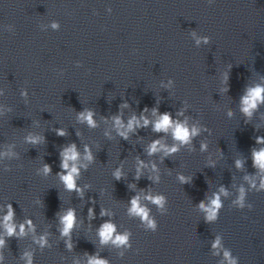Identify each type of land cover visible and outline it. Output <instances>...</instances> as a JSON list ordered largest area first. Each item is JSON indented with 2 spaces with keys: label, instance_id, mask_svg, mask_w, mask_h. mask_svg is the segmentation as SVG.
I'll return each mask as SVG.
<instances>
[{
  "label": "clouds",
  "instance_id": "9594fccd",
  "mask_svg": "<svg viewBox=\"0 0 264 264\" xmlns=\"http://www.w3.org/2000/svg\"><path fill=\"white\" fill-rule=\"evenodd\" d=\"M55 27V25H54ZM207 42V41H206ZM199 43V41H198ZM264 103V86H256L254 88H250L247 91V94L242 99V105L241 111L244 112L246 115L251 116L253 110H255L259 104ZM155 112V110H154ZM182 114V113H180ZM94 113L92 111L86 110L85 112H82L79 114V119L81 121H86L87 124L90 127H95V121L93 120ZM141 120L143 123L141 124ZM115 126L117 128L118 134L122 136L124 139L128 138V132L133 131L137 127H147L151 121L147 119L145 116L141 115V117L138 119L136 116H132L131 119H129L127 125H125L122 122V119L120 116L114 117ZM121 129H124L121 131ZM172 130L173 139L179 141L181 144H188L190 143L191 137H194L198 134L199 129L196 127H193L191 129V132L189 131L188 127L186 126V121L184 123H181L179 121H173L172 117L168 113L162 114L157 121H155L152 124V130L154 132H165L167 133L168 130ZM58 135H65L64 130L59 129L57 130ZM28 141L30 143H38L40 141V137H33L29 136ZM257 143H264V137H257ZM203 147V146H202ZM163 150L165 155H170L175 153L178 150V147L176 145H173L172 147H167L166 145L162 144L160 140H153L148 148V154L152 155L154 153H157L159 151ZM85 159L91 161L93 159L92 154L88 148V146H85ZM254 163L258 165L261 169H264V149L260 150L259 152H254ZM62 162H61V168L65 170L66 174L64 172L60 173L62 181L66 185V189L70 191H77L81 192V189H79L75 183V177L79 175V170L76 166V161L78 160L79 153L77 152L76 145L72 144L68 147H66L61 152ZM73 162L71 167L69 165V162ZM237 167H240V161H237ZM139 167L137 168V173L139 174L142 167H146L143 161H138ZM155 164H153V169H155ZM44 172L45 174L50 172V168L48 165L44 166ZM115 177L117 179L120 178L121 172L120 169H117L114 173ZM180 180L182 182H186L184 177L181 176ZM261 187H264V181H262ZM223 191V189H222ZM241 191V201L243 200V189ZM138 197H135L131 200L132 208L130 209L131 213L138 214L142 218L147 219L148 214L147 210L145 208H142L138 206ZM148 199H153L152 197H148ZM153 202L159 205L161 208L164 206V198L162 196H157L153 199ZM200 207L202 209H205L207 212V219L209 221L214 220L217 215V210L221 207L219 196H217L214 200L211 201V204L209 206H205L203 203H201ZM9 211L4 216L3 219V227L6 230V233L8 236H12L15 234V224H14V212L12 211L11 205L8 206ZM91 209H89V212L91 214ZM104 214L103 212L101 213ZM61 222L64 224V228L62 230V235L67 236L70 233V230L73 228L74 222H75V213L74 210L69 209L61 218ZM29 225H31V221H27ZM149 226L155 229L156 225L153 221H148ZM114 225L112 223H105L101 226V230L99 232V235L101 237L102 243H107L110 239H112L113 232H114ZM24 232V224L20 225V233L23 234ZM44 237L40 238V243L43 244ZM114 244L117 245H125L127 243V235H116L115 239L112 241ZM4 245V240L0 239V246ZM219 245V238L217 241L213 244V247L216 248ZM69 247L71 245L69 244ZM225 258H229V253H224ZM29 264H31V260L29 259ZM89 264H106L104 260L96 259V258H90ZM230 264H235V261L230 260Z\"/></svg>",
  "mask_w": 264,
  "mask_h": 264
}]
</instances>
